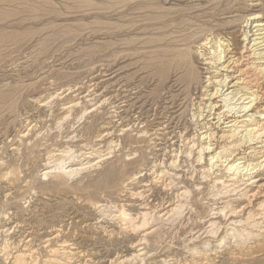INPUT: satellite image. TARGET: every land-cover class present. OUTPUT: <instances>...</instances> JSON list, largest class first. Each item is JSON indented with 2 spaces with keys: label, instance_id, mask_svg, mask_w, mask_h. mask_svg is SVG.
Here are the masks:
<instances>
[{
  "label": "rangeland",
  "instance_id": "rangeland-1",
  "mask_svg": "<svg viewBox=\"0 0 264 264\" xmlns=\"http://www.w3.org/2000/svg\"><path fill=\"white\" fill-rule=\"evenodd\" d=\"M253 13H261L264 22V0H0V227H13L9 238L18 242L30 232L28 238L33 239L41 264L47 249L37 245L50 230L62 227L60 239H74L86 251L69 264H110L128 252L134 236L117 229L112 236L90 224L96 222L92 202L123 205L136 212L141 200L131 192L140 191L144 184H150L146 187L150 204L168 201L171 191L150 182L152 166L167 161L163 167L178 173V185L191 188L192 205L175 225L171 244L162 243L147 264H160L163 259L178 262L179 258L182 264H198L192 262L191 251L204 249L201 246L207 242L214 247L208 261L202 259L199 264H264V236L237 250L216 247L222 230L216 238L191 240L192 233L206 225L203 218L214 206L208 198L215 188L213 181L198 180L199 166L186 157L181 140L196 132L192 115L208 75L196 51L199 40L211 35L214 46L218 37L225 36L239 47L240 29ZM187 55L190 65L197 67L192 86L177 66L179 58ZM58 93L62 94L58 97ZM88 93L92 103H106L82 117L85 105L92 106L82 102L63 119V106ZM259 110L256 105L250 112ZM120 125L124 132L118 131ZM107 130L115 133L112 137L120 144L103 165L73 178L40 176L51 153L70 146L83 151L105 149L99 135ZM171 152L179 155L185 168L167 167L174 158ZM10 169L11 176L3 177ZM221 169L215 168V174L228 179ZM133 174L142 176L130 181ZM2 239L3 235L0 249ZM6 260L0 255V264H12L10 258Z\"/></svg>",
  "mask_w": 264,
  "mask_h": 264
},
{
  "label": "bare ground",
  "instance_id": "bare-ground-1",
  "mask_svg": "<svg viewBox=\"0 0 264 264\" xmlns=\"http://www.w3.org/2000/svg\"><path fill=\"white\" fill-rule=\"evenodd\" d=\"M260 14L253 13L244 20L242 29H240L241 42L239 47L234 46L236 43H232V39L230 40L225 36L218 37V40L214 41L216 45L213 46L211 43L214 39L211 38V35L199 40V44L196 47L199 57L204 61L202 64L206 65L203 69L206 70L208 75L205 77L207 80L205 81L206 85L203 86L202 91L204 93L202 94V100L197 103L196 112H192L193 123L197 125L194 127L196 132L190 135L191 137H183L184 134L182 133L183 135L181 134V137L183 139L181 138V140L187 148L185 150L186 157L199 166L198 180H202L201 182L213 181L212 187L215 188V192L210 194L208 198L209 201L214 202L212 203L214 206L212 205L213 208H211L209 215L203 218L204 220L206 219V225L194 231L191 240L194 242L207 240L208 237L216 238L219 231L222 230L224 235L216 239V247L218 249L220 247L228 248L230 246L239 249L238 247L249 243L250 240L256 242L264 236V22L260 19L262 16ZM252 31L255 33L251 34ZM187 48L190 49L189 47ZM188 56L179 58L177 66L182 71H185L183 78L192 86L196 79V76H194V68L197 67L190 65L191 59L189 61ZM191 56L193 57V55ZM222 71H226L227 74H223ZM233 87L236 88L230 90ZM89 93L78 99L71 100L66 106H63L62 109L65 114L63 119L68 118L70 116L68 113L82 102L92 105L82 107V117L88 113L97 111L101 107V104L106 103L104 100L102 102L100 101V103H92L93 98H89ZM61 94L58 93L57 96L59 97ZM47 103L44 104L47 105ZM256 105L260 110L251 113L250 111ZM160 129L162 130V128ZM119 130L124 132V129H121V125L118 128ZM113 133L107 130L105 134L101 132L99 135L100 139L105 142V149H100V146L99 148H91L90 151H83L82 148L73 149L70 146L69 148L62 149L60 152L51 153L47 162L40 170V176L46 178L48 176L58 175L73 178L74 175L85 170L94 169L101 162L112 157L111 154L118 148L120 142L116 144L118 140L116 141V138L112 137ZM142 133L144 135L148 134L146 130ZM24 135L27 136L26 133ZM122 146L124 145L122 144ZM86 147L84 148L86 149ZM178 150L184 152V149ZM122 151L124 152V150ZM172 156H174V153ZM165 162L163 163L164 165ZM168 164L169 166L167 167L174 170L181 167L182 164L179 155L174 156V158L172 157ZM163 166L155 163L151 168L152 172L147 169L151 175L154 174L151 181H148L151 184L153 183L154 186L161 183L164 186L163 190L165 192L171 191L167 192V194H173L168 201L166 198L164 201L161 200L162 203L157 205L150 204V200L148 199L150 195L147 193L149 189L146 188L150 184H144V188L140 191L138 190L136 192V189H134L135 191L131 192V196H134V199L137 197L141 200L139 209L136 212L125 209L123 205L92 202L91 205H93L96 212V222L90 224L96 225L97 228L101 229V232L112 236L116 229L118 230L117 233H126L134 236L129 244L128 252L118 253L119 255L113 258L110 264H147L149 259L158 254L159 247H162V243L171 244V240L176 233H173L175 225L186 216L185 214H187L186 212L190 208L192 190L185 184L178 185V182L175 181V179L178 180L179 178L175 177L178 173H170L168 171L169 169L166 170ZM221 167V170L228 173V179H224V176L218 175L219 172L215 174V168ZM11 172L10 169V172L3 174V177H8L9 174L11 176ZM146 173H143L144 176H146ZM18 174L20 175L19 172ZM141 176V174L139 176L138 174H133V177H131L132 180L130 181H135ZM191 178L193 179V177ZM5 180L7 181V179ZM208 199L207 202H209ZM256 199H258V202L254 203ZM154 203H156L155 200ZM219 216L222 218L221 220L218 218ZM12 228V226L8 227L3 225L0 230L1 235H3L0 255L8 260L10 258L12 264H38L40 258L38 257L39 255L37 256L38 253L32 243L33 239L30 240L28 238L30 232L28 236L20 240L18 239L19 241L16 240L18 242H14L9 238ZM63 231L65 230L62 227L53 228L50 230L51 233L37 245L39 249L40 247L47 249V254H45L47 255L46 260L41 262V264H69L73 260L84 256L86 251L82 249L78 241L66 238H62L63 240L60 239ZM69 235L71 236V234ZM209 242L211 245V241ZM212 246H209L207 242L206 245L201 246V248L204 247L202 250L194 247L191 251L193 259L191 261L199 264L200 260L207 259L210 255L208 252L212 250ZM215 251L217 250L215 249ZM232 255L234 256V254ZM179 259L178 262L177 260L169 262V259H163L162 261L164 262L160 264H182ZM188 264L190 263L188 262Z\"/></svg>",
  "mask_w": 264,
  "mask_h": 264
}]
</instances>
